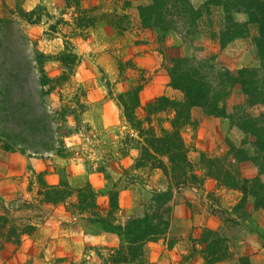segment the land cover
<instances>
[{
    "label": "rangeland",
    "instance_id": "rangeland-1",
    "mask_svg": "<svg viewBox=\"0 0 264 264\" xmlns=\"http://www.w3.org/2000/svg\"><path fill=\"white\" fill-rule=\"evenodd\" d=\"M190 2L203 11V17L197 34L186 36L184 42L178 31L166 34L143 26L139 7L152 0H0V216L5 205L13 224H33L37 229L19 245L4 243L0 264H111L112 256L118 255V237L88 228L74 217L69 200L53 207L42 205L40 182L55 185L65 180L74 188L91 187L103 215L111 210L110 193L118 192L119 210L113 217L118 223L143 216L154 193L170 185L176 188L172 172L166 175L142 165L144 137L127 121L121 101L127 102V94L142 86L141 106L133 110L139 118L134 125L138 128L143 123L144 132L152 128L161 136L163 130H172L174 112L154 115L146 109L162 97L184 101V93L170 83L169 70L176 60L200 61L212 74L258 66L253 43L258 36L256 25H250L249 38L224 43L221 34L228 25L223 10L211 7L207 12L208 0L201 7ZM246 18L234 14L236 23L245 24ZM145 29H154L157 35ZM168 35L180 38L184 49L164 43ZM38 52L44 55L41 63ZM9 65L11 70H22L24 77H18V82L8 79ZM43 78L49 81L45 98L39 87ZM6 88H13L12 93L7 94ZM246 103L236 90L221 104L231 119L210 116L200 107L194 117L191 111L190 124L181 132L190 173L203 183L174 189L169 231L145 246L147 264H208L206 259L211 257L203 251L214 240L209 230L226 241L225 258L217 264L245 263L238 234L247 223L235 226L230 222L233 217L225 215V193L231 190L208 175L206 162L219 159L240 171L243 162H237L231 150H245L247 145L237 126L238 114L247 109L248 114L258 115L264 110L260 105L245 108ZM35 117H44L48 123L45 137L37 134L49 145H16L26 154L18 149L5 151L9 136L31 134L22 122ZM218 119L226 120L224 137L218 133ZM240 133L243 146L236 142Z\"/></svg>",
    "mask_w": 264,
    "mask_h": 264
},
{
    "label": "trees",
    "instance_id": "trees-1",
    "mask_svg": "<svg viewBox=\"0 0 264 264\" xmlns=\"http://www.w3.org/2000/svg\"><path fill=\"white\" fill-rule=\"evenodd\" d=\"M211 7H219L225 14L228 28L221 34L224 43L249 38L250 25L257 26L258 36L253 38V43L258 66L254 68L244 67L234 71L221 70L214 75L208 70L209 67H206L204 63L201 64L200 61L176 60L174 67L169 70L170 83L174 89L184 93V101L180 102L162 97L156 104H150L149 108L146 109L147 113L154 115L169 110L174 112L175 116L171 121L172 130H163L161 136H156L152 128L144 132L143 123L138 128L134 125L139 118L133 116V110L141 106L139 93L142 86L127 94L128 103L121 101V106L125 108L124 113L127 121L137 132L141 133L140 138L144 137V146L140 149L142 165L143 163L149 164L153 169H160L166 175L172 172L171 178L177 177L176 188L170 185L166 191L154 193L143 216L133 217L123 223H118L113 221L115 212L119 210L118 192L110 193L111 210L108 215H103L98 207L97 194L91 187L74 188L65 180L55 185L40 182L39 196L43 198L40 201L42 205L53 207L69 200L70 206L74 210V217H79L88 228H93L98 234L107 233L118 237L119 248L116 251L118 255L115 258L112 256L109 260L111 264H147L145 246L150 242L159 241L169 231L174 213L172 206L175 197L174 189L177 191L181 186L201 182L197 175L190 173L192 167L188 161L186 145L181 132L185 126L190 124L192 109L200 107L210 116L231 119V116L227 114V108L224 109L221 104L223 105L225 100L236 90H240L246 97L245 108L253 109L258 105L264 108V0H208L205 7L206 11L209 12ZM19 10L21 9L19 8ZM33 13L35 14V12H30V15ZM236 13L245 14L248 22L245 24L234 22V14ZM139 14L145 28L155 27L166 34L178 31L184 42L188 39L186 36L192 37L197 34V24L203 17V11L195 9L190 0H152L150 5L139 7ZM80 27L84 26L81 25ZM37 57L39 63L44 61L43 54L38 52ZM67 60L68 58L65 63ZM7 67L5 71L9 73V77L7 76L9 80L13 79L14 82H18V77H24L21 69L11 70L10 65ZM10 71L12 72L10 73ZM48 83L46 78L39 79L42 98L48 94V91L45 90L49 85ZM33 88L35 90L36 87ZM12 91L13 88H6L7 94L12 93ZM246 111L247 109L242 110L241 114H238L237 126L245 136V143L250 144L254 149V154L249 156L246 150L234 147H231V150L237 162L251 161L262 175L264 174V110L258 115L248 114ZM144 121L149 122L148 119L145 120V117ZM22 123H26L29 127L27 131L31 130V134L27 136L19 133L9 136L11 145L5 144L3 146L5 151H15L18 149L15 148L16 145L30 146L29 144L34 143L43 144L45 147L49 145V142H45L43 137L37 134L41 133L45 137L44 133L48 123L45 122L44 117H35L33 121L26 120ZM41 127L45 129L43 131L37 130ZM18 150L26 154V149ZM47 150L52 149L47 148ZM35 153L39 154L38 151ZM164 158L167 159V163L163 160ZM206 166H208V175L215 178L223 187L229 190H239L244 195L241 202L231 210L224 211L225 215L233 217L230 220L233 225L239 226V223L246 224L249 221L250 214L246 208L249 199L254 202L256 209L264 210V181L260 178L251 181L244 180L233 163L227 165L219 159H208ZM16 203V201L12 202L13 205ZM2 210L3 214L0 216V248L6 242L19 245L24 236H31L37 231L33 224H13L10 218V208L2 205ZM251 229L259 237L264 249V232L253 227ZM91 233L94 234V232ZM209 233L214 240L206 244L203 253L204 256L211 257V260L206 259L208 264H217L225 258L226 241L222 240L221 235L217 232L209 230Z\"/></svg>",
    "mask_w": 264,
    "mask_h": 264
},
{
    "label": "crops",
    "instance_id": "crops-1",
    "mask_svg": "<svg viewBox=\"0 0 264 264\" xmlns=\"http://www.w3.org/2000/svg\"><path fill=\"white\" fill-rule=\"evenodd\" d=\"M194 5L201 7L204 5L207 0H192ZM146 4V3H144ZM240 15V14H239ZM248 19L244 20V23L247 22ZM144 32L146 33H157L154 31V29H145ZM158 35H162L159 34ZM162 39V38H161ZM163 42L167 45L176 46V48H180V50H183L184 47H182V41L180 38L176 36H165V39H163ZM253 66V65H251ZM250 66V67H251ZM195 111H197L196 108L192 110L193 117L195 116ZM203 118V117H202ZM226 120L225 119H218V127L221 126V128L218 129L222 132V136L224 137V128L225 130H228L226 126ZM219 136V135H218ZM243 135L240 133V138L238 141V145L243 146ZM244 149L247 151L249 156H253L254 150L250 145H244ZM240 173L241 177L244 180L251 181L256 178H260L262 181H264V174L260 175L258 168L251 162V161H245L240 166ZM225 200L224 204L228 208V210H231L235 205H237L239 202L243 199V193L239 190H231L225 193ZM247 211L250 214V219L247 221V226H244V229L239 230V247L242 250L241 255L242 257H246L244 264H264V249L262 246V243L259 239V237L252 231V227L256 228L257 230H260L261 232H264V210L262 209H256L254 206V202L249 199L247 203ZM220 264H239L238 260H233L231 263L223 262Z\"/></svg>",
    "mask_w": 264,
    "mask_h": 264
}]
</instances>
